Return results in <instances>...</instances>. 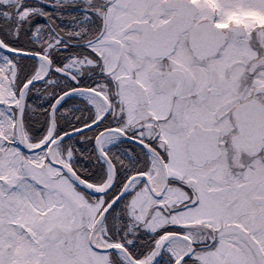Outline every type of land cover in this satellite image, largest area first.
<instances>
[{
  "label": "snow or ice",
  "instance_id": "1",
  "mask_svg": "<svg viewBox=\"0 0 264 264\" xmlns=\"http://www.w3.org/2000/svg\"><path fill=\"white\" fill-rule=\"evenodd\" d=\"M0 264H264V0H0Z\"/></svg>",
  "mask_w": 264,
  "mask_h": 264
}]
</instances>
